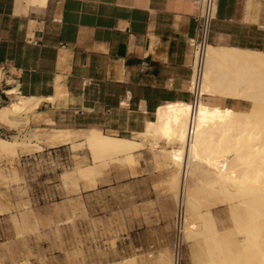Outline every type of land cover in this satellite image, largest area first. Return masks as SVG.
<instances>
[{
	"label": "crops",
	"instance_id": "1",
	"mask_svg": "<svg viewBox=\"0 0 264 264\" xmlns=\"http://www.w3.org/2000/svg\"><path fill=\"white\" fill-rule=\"evenodd\" d=\"M200 12V0H0V106L15 89L46 99L29 124L133 137L160 106L192 102ZM210 44L264 52V0H219Z\"/></svg>",
	"mask_w": 264,
	"mask_h": 264
},
{
	"label": "bare ground",
	"instance_id": "2",
	"mask_svg": "<svg viewBox=\"0 0 264 264\" xmlns=\"http://www.w3.org/2000/svg\"><path fill=\"white\" fill-rule=\"evenodd\" d=\"M7 92L14 99L0 106V123L15 128L39 115L45 98L21 95L15 89ZM217 97L231 101L227 106L210 101ZM156 110L138 134L167 155L170 189L182 204V233L195 243L197 264H264V52L208 43L195 102H168ZM72 130L51 128L46 146L70 142ZM17 136H0V151L44 148L42 138L22 142ZM160 140L176 145L161 147ZM83 145L92 162L63 176L76 173L95 185L101 168L129 160L143 143L92 127L84 140L73 143L75 148ZM222 204L228 208L227 226L218 223L212 211ZM171 258L164 260L174 264ZM129 262L125 258L115 264Z\"/></svg>",
	"mask_w": 264,
	"mask_h": 264
},
{
	"label": "rangeland",
	"instance_id": "3",
	"mask_svg": "<svg viewBox=\"0 0 264 264\" xmlns=\"http://www.w3.org/2000/svg\"><path fill=\"white\" fill-rule=\"evenodd\" d=\"M29 123H0L6 127L2 137L42 138L44 144L39 151H0V264H115L125 258L129 264H168L164 259L173 256L182 204L170 189L172 172L161 148L135 133L131 138L148 151L101 168L92 185L76 173L63 176L92 162L86 145L73 146L88 129H74L70 142L48 147L44 140L58 126ZM160 141L161 147L176 145ZM212 211L218 223L228 225L226 204ZM180 221L182 264H197L195 243L184 238Z\"/></svg>",
	"mask_w": 264,
	"mask_h": 264
},
{
	"label": "built area",
	"instance_id": "4",
	"mask_svg": "<svg viewBox=\"0 0 264 264\" xmlns=\"http://www.w3.org/2000/svg\"><path fill=\"white\" fill-rule=\"evenodd\" d=\"M201 12L198 16V35L191 39L190 44L194 49V61L192 65V79H191V94L194 101L198 97L200 79L205 62V51L207 44L210 43V37L212 33L213 23L216 19L218 12L219 0H200ZM178 219V238L173 249V263L182 264L183 260V242L181 241V219Z\"/></svg>",
	"mask_w": 264,
	"mask_h": 264
}]
</instances>
